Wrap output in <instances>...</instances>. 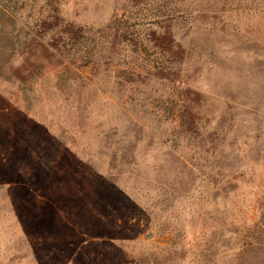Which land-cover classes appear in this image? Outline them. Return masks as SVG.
<instances>
[{"label":"rangeland","instance_id":"1","mask_svg":"<svg viewBox=\"0 0 264 264\" xmlns=\"http://www.w3.org/2000/svg\"><path fill=\"white\" fill-rule=\"evenodd\" d=\"M0 264H264V0H0Z\"/></svg>","mask_w":264,"mask_h":264},{"label":"trees","instance_id":"2","mask_svg":"<svg viewBox=\"0 0 264 264\" xmlns=\"http://www.w3.org/2000/svg\"><path fill=\"white\" fill-rule=\"evenodd\" d=\"M126 21H112L111 24L106 25L101 31H100V37L102 38H106L108 37H113L115 39H117V41L119 40V42L121 41L120 38L122 39L125 34L127 35V31L125 30L127 27H125ZM122 24V25H121ZM121 27V28H120ZM87 30H85L84 28L82 29V31H77V38L79 40H82L83 35L86 33ZM89 33V31H88ZM118 43V42H117ZM83 60V59H82ZM87 63V61H84V63L79 64L78 67H82L83 65H85Z\"/></svg>","mask_w":264,"mask_h":264}]
</instances>
